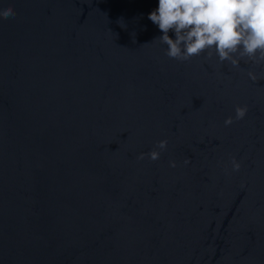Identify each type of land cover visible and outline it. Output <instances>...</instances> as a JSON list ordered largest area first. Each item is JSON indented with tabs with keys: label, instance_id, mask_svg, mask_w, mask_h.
I'll list each match as a JSON object with an SVG mask.
<instances>
[{
	"label": "water",
	"instance_id": "1",
	"mask_svg": "<svg viewBox=\"0 0 264 264\" xmlns=\"http://www.w3.org/2000/svg\"><path fill=\"white\" fill-rule=\"evenodd\" d=\"M9 6L0 264H264V64L169 58L158 0Z\"/></svg>",
	"mask_w": 264,
	"mask_h": 264
},
{
	"label": "clouds",
	"instance_id": "2",
	"mask_svg": "<svg viewBox=\"0 0 264 264\" xmlns=\"http://www.w3.org/2000/svg\"><path fill=\"white\" fill-rule=\"evenodd\" d=\"M15 16L12 7L0 8V18ZM148 19L163 33L157 39L167 46L165 55L171 59L188 62L206 53L208 59L215 56L220 63L228 62L236 69L241 60L264 64V0H158V7ZM247 75L254 82L258 79L252 71ZM247 111V106H237L235 120H242ZM233 123L232 117L224 121L226 127ZM167 145V140L159 141L152 151L141 153L137 159L147 156L157 161ZM231 165L232 171L240 170L235 157ZM170 166L175 168L176 163L170 162Z\"/></svg>",
	"mask_w": 264,
	"mask_h": 264
}]
</instances>
